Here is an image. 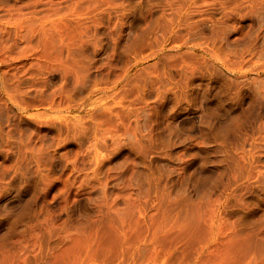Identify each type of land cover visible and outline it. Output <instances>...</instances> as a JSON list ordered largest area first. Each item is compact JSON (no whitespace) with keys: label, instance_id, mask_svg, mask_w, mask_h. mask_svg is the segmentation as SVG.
<instances>
[{"label":"rangeland","instance_id":"rangeland-1","mask_svg":"<svg viewBox=\"0 0 264 264\" xmlns=\"http://www.w3.org/2000/svg\"><path fill=\"white\" fill-rule=\"evenodd\" d=\"M0 264H264V0H0Z\"/></svg>","mask_w":264,"mask_h":264}]
</instances>
